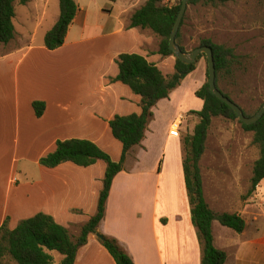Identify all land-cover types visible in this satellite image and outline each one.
<instances>
[{
	"label": "crops",
	"instance_id": "crops-1",
	"mask_svg": "<svg viewBox=\"0 0 264 264\" xmlns=\"http://www.w3.org/2000/svg\"><path fill=\"white\" fill-rule=\"evenodd\" d=\"M103 1L95 0L94 21L91 9H81L76 2L79 12L59 49L35 44L33 34L21 44L16 27L13 41L0 45V229L8 222L14 230L39 213L69 231L81 229L97 213L107 165L98 161L83 168L68 162L46 168L40 160L56 150L58 141L78 139L95 143L119 162L123 146L113 137L110 121L117 115L141 114L142 108L140 96L112 81L119 74L117 59L139 54L165 76L175 72L176 59L158 54L151 30L129 27L133 14L148 0ZM31 2L16 3L26 8V22L39 14ZM197 70L200 84L193 94L204 85L206 65L201 60L170 98L153 108L144 140L129 152L113 181L98 233L116 240L134 264H202L185 184L182 138L193 134L197 124L190 127L189 113L202 110L204 103L199 99V106L191 109L174 102ZM36 101L46 104L40 118L33 109ZM206 158L210 183L204 192L210 208L216 214H237L246 222L245 230L237 233L214 221L215 247L227 254L225 264H264V180L248 195L250 170L209 166ZM23 161L27 163L21 167ZM27 174L31 182L22 178ZM75 264L116 262L92 234Z\"/></svg>",
	"mask_w": 264,
	"mask_h": 264
},
{
	"label": "trees",
	"instance_id": "trees-1",
	"mask_svg": "<svg viewBox=\"0 0 264 264\" xmlns=\"http://www.w3.org/2000/svg\"><path fill=\"white\" fill-rule=\"evenodd\" d=\"M231 1L234 0H192L189 4L204 2L207 5H217ZM29 2L30 0H0V45L6 46L15 38L16 3L26 5ZM167 2L168 0H148L140 10L133 14L129 26L131 29L151 30L160 39L158 54L165 58L174 56L169 49V39L182 0L173 6H169ZM59 6V19L45 36V47L50 51L64 45L69 28L79 12V6L74 0H59ZM179 38L180 32L177 35V43L182 51L186 52L179 44ZM203 46H208L213 51L218 89L231 99L219 88L218 80L222 74L231 71L232 66L238 60L237 55L232 48L216 44L211 40H203L200 47ZM204 57L206 58L205 55H201L198 61ZM116 62L119 74L112 81L128 86L134 94L140 96L142 108L141 114L117 115L110 121L113 137L123 146L121 160L114 162L110 155L95 143L78 139L58 141L56 150L40 160V164L46 168H55L68 162L87 168L95 165L98 161L105 162L107 168L97 213L82 226L80 234L76 238H73L70 231L58 224L52 216L44 213L21 221L14 230L9 229L8 222H5L0 229V264H8L4 262L8 256L17 264H55L50 252H58L63 256L60 264L76 263L78 252L87 245L89 236L98 233L99 225L105 217L106 204L113 181L123 171L129 152L141 145L144 140L147 126L154 116L153 108L159 101L169 99L170 95L181 86L183 80L196 69L197 64L185 65L176 59L174 74L165 76L157 65L139 54H122ZM195 96L204 104L202 110L189 113V115L197 116L199 122L194 128L193 134L182 138L185 184L191 206L192 222L197 230L202 249L201 263L225 264L227 254L217 249L214 244L213 222L219 221L223 226L237 233H242L245 230L246 222L237 214H216L210 208L205 198L200 162L206 150L208 133L213 119L221 117L234 121L239 118L229 106L211 93L208 81L196 91ZM33 109L36 116L40 118L44 115L46 104L36 101L33 103ZM245 115L252 117L246 113ZM240 124L245 132L253 133L252 143L258 147L260 152V157L253 167L248 192V195H251L264 180V117L252 125H245L242 122ZM100 242L116 264H134L116 240L103 236Z\"/></svg>",
	"mask_w": 264,
	"mask_h": 264
},
{
	"label": "rangeland",
	"instance_id": "rangeland-1",
	"mask_svg": "<svg viewBox=\"0 0 264 264\" xmlns=\"http://www.w3.org/2000/svg\"><path fill=\"white\" fill-rule=\"evenodd\" d=\"M31 1V7H38L39 14H32L33 19L30 22L23 19L26 8L16 6L17 40L23 44L30 40L31 34H33L35 44H44L46 32L56 24L60 15L59 0ZM76 2L79 3L81 9H91L92 21L97 18L93 15L96 11L94 9L98 7L95 0H76ZM100 2L104 4L103 0ZM178 2L179 0H168L167 3L169 6H173ZM114 10V14H116V8ZM118 32H120L119 29ZM179 32L178 42L187 53L200 47L203 40H211L216 44L232 48L238 60L229 73L220 76L219 88L249 116H252L264 104V0H234L217 5H207L204 2L189 4ZM159 44L160 39L155 36V47L159 48ZM172 57L176 59L174 56ZM201 60L206 65V72L203 76L206 83L208 81L207 61L205 57L199 61ZM199 61L196 62L197 64L195 63L196 68ZM200 73L201 70L194 73L193 81L185 86L183 96L174 100L175 104L191 109L199 106L200 101L193 94V89L200 84ZM190 117H192V119L189 118L190 127L193 123L199 122L197 116L191 115ZM183 127H186V124ZM185 136L187 135L184 134L183 137ZM252 141L253 133L245 132L239 120L229 121L221 117L214 118L206 143L207 155L204 156V158L207 157V165L242 166L253 174V167L260 157V152ZM221 155H223L222 158H220ZM204 158H202L200 166L203 185L208 192L210 182ZM25 163L27 161H23L21 167H24ZM243 176L245 177L246 173ZM22 178L31 182L30 174L24 175ZM250 185L248 189H250ZM80 230L72 228L71 236L78 237ZM51 255L55 264L61 263L63 259L61 254L51 252ZM4 262L17 264L9 256L5 258Z\"/></svg>",
	"mask_w": 264,
	"mask_h": 264
},
{
	"label": "water",
	"instance_id": "water-1",
	"mask_svg": "<svg viewBox=\"0 0 264 264\" xmlns=\"http://www.w3.org/2000/svg\"><path fill=\"white\" fill-rule=\"evenodd\" d=\"M192 0H182L181 8L174 24L173 30L169 39V49L173 52L174 57L180 60L185 65L195 64L201 55H205L207 59V74L208 83L211 93L221 102L229 106L239 118L240 122L245 125H252L259 122L264 117V104L261 106L259 111L252 117H247L243 109L236 104L233 100L226 97L217 87L216 79V67L214 54L210 47L203 46L198 47L190 53L183 52L181 47L177 43V35L180 31L182 22L188 9V5ZM99 239H103V236L99 233L96 234Z\"/></svg>",
	"mask_w": 264,
	"mask_h": 264
},
{
	"label": "built area",
	"instance_id": "built-area-1",
	"mask_svg": "<svg viewBox=\"0 0 264 264\" xmlns=\"http://www.w3.org/2000/svg\"><path fill=\"white\" fill-rule=\"evenodd\" d=\"M178 127H179V124H174L175 129H178Z\"/></svg>",
	"mask_w": 264,
	"mask_h": 264
}]
</instances>
